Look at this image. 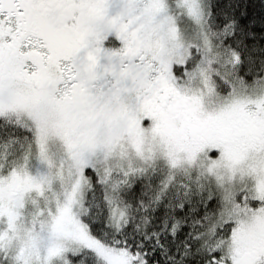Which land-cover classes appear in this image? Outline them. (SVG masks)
Listing matches in <instances>:
<instances>
[{"label": "snow or ice", "instance_id": "6c2138e0", "mask_svg": "<svg viewBox=\"0 0 264 264\" xmlns=\"http://www.w3.org/2000/svg\"><path fill=\"white\" fill-rule=\"evenodd\" d=\"M0 264H264V0H0Z\"/></svg>", "mask_w": 264, "mask_h": 264}]
</instances>
